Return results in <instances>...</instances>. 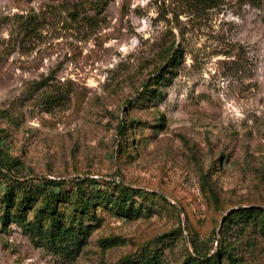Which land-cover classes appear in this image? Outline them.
Instances as JSON below:
<instances>
[{"label": "rangeland", "instance_id": "1", "mask_svg": "<svg viewBox=\"0 0 264 264\" xmlns=\"http://www.w3.org/2000/svg\"><path fill=\"white\" fill-rule=\"evenodd\" d=\"M0 162V264H264V0H0Z\"/></svg>", "mask_w": 264, "mask_h": 264}, {"label": "trees", "instance_id": "2", "mask_svg": "<svg viewBox=\"0 0 264 264\" xmlns=\"http://www.w3.org/2000/svg\"><path fill=\"white\" fill-rule=\"evenodd\" d=\"M176 58H177L176 56L172 57V64L175 62V64L173 65H176ZM171 73L173 76L175 75L173 71H171ZM59 184L60 182H54V183L50 182V186L53 187H56ZM12 197H13L12 189H8L7 193L4 196V204L6 209H8L11 206ZM77 207H79L80 210L86 211V207L83 204H80L79 202H77ZM49 210L52 214L56 213V208L54 206H51ZM245 211L252 212L254 211V209L251 208L247 210H236L234 212H230L228 216L225 217L224 223L226 222L228 226L234 224L236 222V218H235L236 215L240 213H244ZM234 213H235V217H233ZM246 214L248 215V213ZM17 217L19 221L23 220L20 214ZM4 220L5 219L3 218V221ZM24 227L27 229V232L29 233V237L34 243L36 244L45 243L48 247H50L53 250H58V249L62 250L66 252L70 258L77 256V254L80 251L81 245L85 241V237L83 234H81L80 232H75L69 226L63 225L61 223L52 222L50 224L48 231L39 229L36 225L32 223H27L24 225ZM67 240L69 241L66 242ZM62 242L64 244L63 247L61 246ZM222 243H223L222 240L217 241L218 244L217 249L221 250L222 248H224ZM193 249H194V254H196L197 257H191L190 264H219V260L218 259L216 260L214 258L215 254H218V251L213 256L209 257L207 256L209 252L208 253L201 252L202 251L201 244L193 243ZM224 255L228 257L231 263L235 262L234 259L229 258L228 253L226 251H224ZM116 264H158V262L155 260V257L142 260L135 258L133 254L119 260Z\"/></svg>", "mask_w": 264, "mask_h": 264}]
</instances>
